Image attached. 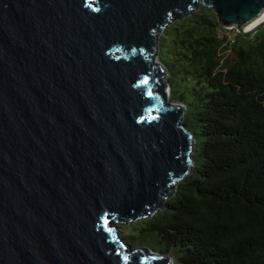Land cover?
Masks as SVG:
<instances>
[{"label":"water","instance_id":"1","mask_svg":"<svg viewBox=\"0 0 264 264\" xmlns=\"http://www.w3.org/2000/svg\"><path fill=\"white\" fill-rule=\"evenodd\" d=\"M198 1L244 37L264 26L242 29L264 0H0V264H168L106 222L156 213L189 171L150 55Z\"/></svg>","mask_w":264,"mask_h":264},{"label":"trees","instance_id":"2","mask_svg":"<svg viewBox=\"0 0 264 264\" xmlns=\"http://www.w3.org/2000/svg\"><path fill=\"white\" fill-rule=\"evenodd\" d=\"M194 6L165 23L158 47L162 78L184 102L189 171L138 222L154 238L146 249L168 264H264V27L230 42L212 8ZM172 78L184 86L178 96Z\"/></svg>","mask_w":264,"mask_h":264},{"label":"rangeland","instance_id":"3","mask_svg":"<svg viewBox=\"0 0 264 264\" xmlns=\"http://www.w3.org/2000/svg\"><path fill=\"white\" fill-rule=\"evenodd\" d=\"M262 27H264V26H262ZM228 31L231 32L232 30H228ZM162 34L163 33H158V35H157V42H158V44H157V53L154 54V56H153V62L164 66L162 61L160 60L159 51H158V47L161 48L159 42H160V37H161ZM160 53H162V54L165 53L163 48H162V52H160ZM162 80L165 83V87L161 91L162 94H163V97H164V101L166 103H174V104H179V105L183 106L184 105L183 101H181L179 99L172 98L170 90H169V87H168V82H167V79H166V75L164 76V78H162ZM170 84H171V88H172V91L174 92L175 96L176 95L178 96L179 93L184 90V86L181 83L179 84V82L177 83L174 80V78H172L170 80ZM183 110H184V108H183ZM193 119L194 118L192 116H190V115L187 118V121H188V124H189L190 127H194ZM108 225L114 229V231H111V232H114L116 237L122 239V241H124L123 240V232H125V235H128V236L131 237V238H129L130 239V247H131V249H136V250L137 249H144V251L148 255L159 257V255L157 253H156V255H154V253H152L150 250L146 249L147 246L148 247L154 246V238L151 235V233H147L146 231L142 230V224L141 223L136 222V223H133V224H116L112 219H109ZM123 226H124V229H123ZM164 259H166V258H164Z\"/></svg>","mask_w":264,"mask_h":264},{"label":"bare ground","instance_id":"4","mask_svg":"<svg viewBox=\"0 0 264 264\" xmlns=\"http://www.w3.org/2000/svg\"><path fill=\"white\" fill-rule=\"evenodd\" d=\"M263 19H264V7L260 10V12L254 18L249 20L245 25H242V27H244V29L250 28Z\"/></svg>","mask_w":264,"mask_h":264},{"label":"built area","instance_id":"5","mask_svg":"<svg viewBox=\"0 0 264 264\" xmlns=\"http://www.w3.org/2000/svg\"><path fill=\"white\" fill-rule=\"evenodd\" d=\"M223 29L225 30V34L227 35V40H229L230 42H233L234 40V36L237 34V33H240L237 29V27L235 26H228V27H224L223 26ZM242 29H244V27H242ZM228 30H232L231 32L228 31Z\"/></svg>","mask_w":264,"mask_h":264},{"label":"snow or ice","instance_id":"6","mask_svg":"<svg viewBox=\"0 0 264 264\" xmlns=\"http://www.w3.org/2000/svg\"><path fill=\"white\" fill-rule=\"evenodd\" d=\"M145 83H147V81H145Z\"/></svg>","mask_w":264,"mask_h":264}]
</instances>
